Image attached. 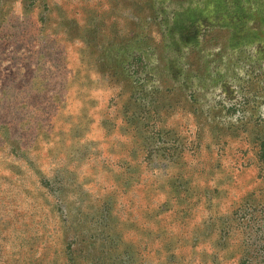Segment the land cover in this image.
<instances>
[{
    "label": "rangeland",
    "instance_id": "374dc122",
    "mask_svg": "<svg viewBox=\"0 0 264 264\" xmlns=\"http://www.w3.org/2000/svg\"><path fill=\"white\" fill-rule=\"evenodd\" d=\"M0 264H264V0H0Z\"/></svg>",
    "mask_w": 264,
    "mask_h": 264
}]
</instances>
